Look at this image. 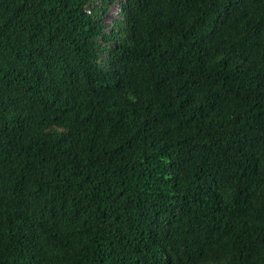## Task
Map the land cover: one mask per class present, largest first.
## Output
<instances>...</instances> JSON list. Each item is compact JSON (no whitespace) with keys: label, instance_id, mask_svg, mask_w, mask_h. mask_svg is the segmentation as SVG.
<instances>
[{"label":"trees","instance_id":"16d2710c","mask_svg":"<svg viewBox=\"0 0 264 264\" xmlns=\"http://www.w3.org/2000/svg\"><path fill=\"white\" fill-rule=\"evenodd\" d=\"M97 1L0 0V264H264V0Z\"/></svg>","mask_w":264,"mask_h":264},{"label":"rangeland","instance_id":"374dc122","mask_svg":"<svg viewBox=\"0 0 264 264\" xmlns=\"http://www.w3.org/2000/svg\"><path fill=\"white\" fill-rule=\"evenodd\" d=\"M102 1L98 0L96 3H94L93 6L101 7ZM105 12L103 15V24L105 26L104 31L108 32L111 26L113 25L114 20H118L119 16L117 15V12L119 11L117 3L113 4L111 7L104 8Z\"/></svg>","mask_w":264,"mask_h":264}]
</instances>
